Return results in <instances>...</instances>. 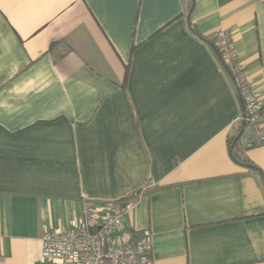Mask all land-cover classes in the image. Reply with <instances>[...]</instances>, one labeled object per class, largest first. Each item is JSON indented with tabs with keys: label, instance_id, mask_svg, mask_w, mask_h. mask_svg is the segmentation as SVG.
Masks as SVG:
<instances>
[{
	"label": "crops",
	"instance_id": "obj_1",
	"mask_svg": "<svg viewBox=\"0 0 264 264\" xmlns=\"http://www.w3.org/2000/svg\"><path fill=\"white\" fill-rule=\"evenodd\" d=\"M220 29L264 106V0H0L5 264H63L46 232L129 199L152 264H264V143L231 152Z\"/></svg>",
	"mask_w": 264,
	"mask_h": 264
},
{
	"label": "built area",
	"instance_id": "obj_2",
	"mask_svg": "<svg viewBox=\"0 0 264 264\" xmlns=\"http://www.w3.org/2000/svg\"><path fill=\"white\" fill-rule=\"evenodd\" d=\"M215 46L242 103L243 110L237 118L238 125H244L239 133V144L243 151L258 147L264 143V106L249 80L245 66L239 60L232 32L220 29L216 34ZM140 196L137 194L136 198ZM135 206L136 200L133 199L111 201L107 206L108 213L102 216L91 202H85L76 227L43 235L42 257L59 260L63 264H152L150 231L119 237L126 217ZM0 264H5L1 255Z\"/></svg>",
	"mask_w": 264,
	"mask_h": 264
},
{
	"label": "trees",
	"instance_id": "obj_3",
	"mask_svg": "<svg viewBox=\"0 0 264 264\" xmlns=\"http://www.w3.org/2000/svg\"><path fill=\"white\" fill-rule=\"evenodd\" d=\"M243 126H244L243 123H240L239 125H237V128L235 130L234 135L229 138L230 148H231V152L233 154V157L237 161H239V162H241V163H243L245 165H251L248 162V160H246L245 158H243L242 155L241 154H238L237 151L235 150V147H237L239 145L238 137H239V133H240L241 129L243 128Z\"/></svg>",
	"mask_w": 264,
	"mask_h": 264
}]
</instances>
